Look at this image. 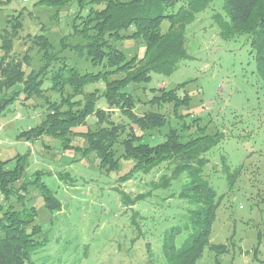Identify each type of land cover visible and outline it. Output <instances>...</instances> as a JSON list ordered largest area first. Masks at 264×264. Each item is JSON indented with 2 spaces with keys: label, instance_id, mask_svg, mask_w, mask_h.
Masks as SVG:
<instances>
[{
  "label": "trees",
  "instance_id": "obj_1",
  "mask_svg": "<svg viewBox=\"0 0 264 264\" xmlns=\"http://www.w3.org/2000/svg\"><path fill=\"white\" fill-rule=\"evenodd\" d=\"M10 1L0 0V4ZM215 1L36 0V6L48 5L57 8L56 11H61L66 2L75 6L72 31L60 38L59 49L48 28L42 26V31L33 34L32 47L40 51L43 61L39 68L32 66L29 53L24 57L12 56L14 37L23 27L22 9L15 8L18 12L7 17L8 26L0 31V118L19 101L26 103L36 96L44 98L38 105L43 108L45 117L23 130L19 137L32 141L52 134L66 141L80 140L79 153H94L100 167L108 171L117 168L122 158L129 159L132 161L130 169L119 177L124 182L139 173L149 174L165 163L171 165L151 189L135 198L120 191L128 207L158 189L166 193L162 199L180 201L178 204L184 212L179 215L184 222L166 228L162 241V252L168 264H199L207 249L214 252V264H223L221 256L228 251V245L210 239L223 194L218 195L204 171L209 163L206 154L220 144L224 134L221 131L208 133V126L201 125L200 116L179 112L181 106L190 107L192 95L185 87L191 80L175 87H152L153 95L147 100L138 97L137 89L142 87L147 91L141 83L149 82L154 72L171 75L180 60L188 58V25ZM220 2L227 16L217 14L222 37L247 35L264 78V0ZM165 20L169 22L166 29L163 28ZM72 36L81 40L69 41ZM125 39L143 44L144 53L128 55L125 48L117 45ZM71 52L93 68L83 67ZM47 81L50 84H46ZM97 83L103 87L98 84L93 90H86L88 85ZM48 90L59 93L60 98H51L45 93ZM140 104L150 108L139 112ZM165 105L170 108L173 105L174 109H165ZM115 109L122 111L129 121L114 120L111 111ZM92 115L96 119L94 126L87 125ZM178 117H183V124L179 121L170 125L159 142L149 140L153 134H148L151 129H161ZM14 157L15 163L11 166ZM25 158L27 154L0 157V264H34L32 252L50 241L29 195L31 186L42 188L50 210L62 209L61 199L43 178L41 180L40 170L35 171L30 180L22 182ZM239 175L240 168L227 171L230 187ZM167 206H171L170 202ZM134 223L141 228L139 221L134 219ZM184 230L187 235L179 245L176 238ZM258 251L259 246L254 250L255 259ZM150 264L157 263L151 261Z\"/></svg>",
  "mask_w": 264,
  "mask_h": 264
},
{
  "label": "rangeland",
  "instance_id": "obj_2",
  "mask_svg": "<svg viewBox=\"0 0 264 264\" xmlns=\"http://www.w3.org/2000/svg\"><path fill=\"white\" fill-rule=\"evenodd\" d=\"M35 1L12 0L0 4V31L8 26L9 15L22 9L23 27L14 37L12 56L24 57L29 53L32 66L39 68L43 61L40 51L32 47L33 34L42 31V26L48 28L59 49L60 38L72 31L75 6L66 2L61 11H56L57 8L48 5L36 6ZM218 13L227 18L220 0L188 25V58L180 60L171 75L154 72L149 82L141 83L147 91L141 87L137 93L147 100L153 95L152 87H175L191 80L185 87L192 95L190 107L181 106L179 112L200 116L201 125L208 126V133L221 131L224 134L220 144L206 154L209 163L204 175L218 195L223 194L210 239L228 245V251L221 256L223 264H264V78L248 36L224 39ZM168 26L165 20L163 28ZM68 40L76 42L81 38L72 36ZM117 45L125 48L128 55L136 52L142 55L145 50L143 44L131 39L118 41ZM71 54L83 67L93 68L75 53ZM98 84H90L86 90H93ZM99 86L103 87L101 83ZM45 93L53 99L60 98L55 91ZM43 101L44 98L38 96L26 103L19 101L0 118V157L27 154L22 182L30 180L32 174L40 170L41 180L43 178L62 201V209L52 211L45 204L42 188L30 187L29 195L38 209V221L50 238L47 245L32 252L34 264H150L151 261L168 264L162 252V241L166 228L184 222L180 201L162 199L166 193L158 189L128 207L120 191L135 198L151 189L171 165L165 163L149 174L139 173L124 182L119 177L130 169L132 161L129 159L122 158L117 168L108 171L100 167L94 153H79L80 140V143L66 141L52 134L32 141L19 137L23 130L45 117L43 108L38 105ZM146 108L150 106L140 104L137 110L143 112ZM166 108H170L169 105H165ZM111 112L114 120L129 121L119 109ZM171 114L173 116V111ZM95 120V116H90L87 125L94 126ZM179 121L183 124V117L161 129H151L148 134H153L149 140L161 141L170 125ZM87 125L80 127L86 129ZM14 163L15 157L10 165ZM236 168H240V175L230 187L227 171ZM169 202L171 206H167ZM186 235L184 230L176 243L180 245ZM258 246L255 259L254 250ZM214 258V252L207 249L199 264H214Z\"/></svg>",
  "mask_w": 264,
  "mask_h": 264
}]
</instances>
